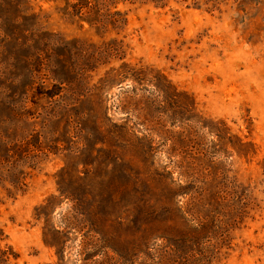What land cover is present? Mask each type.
<instances>
[{
  "label": "rangeland",
  "instance_id": "rangeland-1",
  "mask_svg": "<svg viewBox=\"0 0 264 264\" xmlns=\"http://www.w3.org/2000/svg\"><path fill=\"white\" fill-rule=\"evenodd\" d=\"M78 2L0 0V264H264V0Z\"/></svg>",
  "mask_w": 264,
  "mask_h": 264
},
{
  "label": "trees",
  "instance_id": "trees-1",
  "mask_svg": "<svg viewBox=\"0 0 264 264\" xmlns=\"http://www.w3.org/2000/svg\"><path fill=\"white\" fill-rule=\"evenodd\" d=\"M83 2H78L77 4L80 5V9H85V14L92 18H89L91 24H96L100 27L107 26L111 24L113 28H120L125 23V19L122 13L119 10H116L117 4L119 2H128L131 4H153L156 7H166L170 0H82ZM112 9H115L112 11ZM29 38L24 37V40L28 42ZM114 43V44H113ZM108 46V51L110 50L111 54L118 55L121 52V45L120 42H112V44H104L101 47L100 52L98 54L105 53L107 49H103V47ZM52 49H46L47 52L50 54ZM37 56H41L43 53L42 50L35 51ZM84 55L86 53H83ZM97 54L89 53L86 55L85 58H82L78 55H74L75 60L69 63H66L67 72L71 73L74 77L73 81L78 82L79 84H84V80L86 77V73L90 70L88 69V62L96 61ZM85 60V62H84ZM118 75H123V73H118ZM72 81V82H73ZM71 83V82H68ZM56 238L61 232L56 231ZM85 240L82 242V245L77 252L78 255V264H133V257H125L126 254L123 255L122 251L119 249H115L110 245H105L101 247H105L110 249L111 254L103 253L104 251L100 250L98 246L101 239H97L95 235H89L88 237L85 236ZM51 246H54L56 249V254L58 258V264H66L65 263V254H64V244L58 241V239H54ZM102 251V252H100ZM107 252V251H106ZM2 255L7 253L6 250L1 251ZM133 256V255H132Z\"/></svg>",
  "mask_w": 264,
  "mask_h": 264
}]
</instances>
